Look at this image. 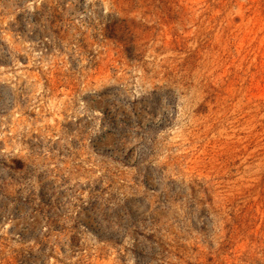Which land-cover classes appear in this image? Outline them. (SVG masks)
I'll use <instances>...</instances> for the list:
<instances>
[{
    "label": "rangeland",
    "instance_id": "374dc122",
    "mask_svg": "<svg viewBox=\"0 0 264 264\" xmlns=\"http://www.w3.org/2000/svg\"><path fill=\"white\" fill-rule=\"evenodd\" d=\"M0 264H264V0H0Z\"/></svg>",
    "mask_w": 264,
    "mask_h": 264
}]
</instances>
